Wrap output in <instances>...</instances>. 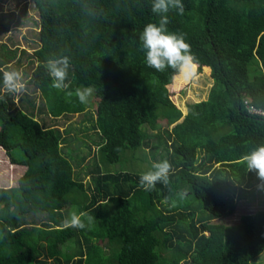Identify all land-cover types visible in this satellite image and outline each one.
I'll use <instances>...</instances> for the list:
<instances>
[{
	"label": "trees",
	"instance_id": "obj_1",
	"mask_svg": "<svg viewBox=\"0 0 264 264\" xmlns=\"http://www.w3.org/2000/svg\"><path fill=\"white\" fill-rule=\"evenodd\" d=\"M32 1L39 44L24 76L53 117L87 110L66 92L95 89L90 119L103 167L89 169L92 184L80 179L59 129L43 127L29 99L31 109L16 104L0 73V147L25 166L16 186H0V264H255L264 250V209L231 225L212 219L233 213L252 192L255 171L239 160L264 145V118L250 110L264 109V0H182V15L168 13V31L184 35L196 74L210 70L213 80L207 98L187 103L184 115L168 84L190 79L146 67L140 50L144 25L157 19L151 0ZM255 53L260 61L252 68ZM62 56L70 57L72 75L58 91L47 61ZM161 118L173 126L159 131ZM143 147L153 161L171 165L168 182L149 191L141 173L107 170L123 151ZM66 204L92 222L62 228Z\"/></svg>",
	"mask_w": 264,
	"mask_h": 264
},
{
	"label": "rangeland",
	"instance_id": "obj_2",
	"mask_svg": "<svg viewBox=\"0 0 264 264\" xmlns=\"http://www.w3.org/2000/svg\"><path fill=\"white\" fill-rule=\"evenodd\" d=\"M38 13L33 6L32 0H0V32L2 31V27L4 29H9L10 23L14 22L13 26H28L27 36L34 41L35 44L30 45V51L35 49L37 46V40L39 39L38 31ZM12 30L11 36H16V32L19 29L18 27H14ZM37 48V47H36ZM30 61V58L22 57V62ZM259 57L257 53H255V58L251 62V67L255 68L259 64ZM16 62V61H15ZM18 68V65H17ZM33 65L28 63L27 66L23 68V71H26L28 75L30 74ZM72 75L71 69L69 67V75ZM24 75H26L24 73ZM68 75V76H69ZM28 76H24L25 90L22 91L23 95H28L29 99L37 105V109L41 108L42 105V94L33 86L26 83ZM71 79V76H70ZM213 80L205 71H202L199 74L191 77L190 80L184 84L177 83L176 81H172L171 84H168V89L170 91L171 99L176 105L181 109L183 115L186 113V105L187 103L198 102L201 100H205L209 94L210 88L212 86ZM68 83V81H67ZM21 93L14 94V101L16 104L20 102L18 99L21 96ZM87 110L85 114H62L57 118L49 115V110L46 109V114H43L42 120H45L44 124L47 127H60V129L66 128V135H68L66 144L63 146V151L70 154L69 160L73 164L75 172L78 173L77 176L82 179L86 184H92V175L89 172L90 168H93L97 163L100 167H103L101 163H99V146L100 142L99 134L97 131L94 132L93 128V120L95 117L94 112V104H95V94L88 98L87 102ZM93 111V112H92ZM38 115V114H37ZM94 116V117H93ZM91 118V119H90ZM92 126V127H91ZM173 125H168L165 119H160L158 123L159 131L165 130L167 127L171 128ZM146 152H145V149ZM150 150L146 147L137 150H125L121 153V161L115 164H111L107 167L112 173H117L121 171H128L134 173H145L148 171H152V165L155 163L150 157ZM15 156H19L18 158H23L24 154L18 148L12 149V154ZM83 158V160H82ZM0 166V173H1ZM94 174V173H92ZM7 177L12 178L11 173L8 172ZM2 180V178H1ZM252 183V186L249 189L252 192H248L241 200H237L236 208L234 212L230 215L222 218H214L212 221L214 223H222L225 225H231L238 221L240 216L246 213H253L259 209H264V182L263 180L258 179L256 172H254L249 180V183ZM8 183V182H7ZM5 186H9L8 184ZM16 184V181H14ZM196 209L197 206L201 205L200 201L194 199L193 202ZM67 208V204L65 206ZM69 207V206H68ZM115 207L113 206L112 210ZM68 212L63 211L65 213V219L70 216L71 213H78L79 207L77 204L71 205L68 209ZM198 212L200 210H197ZM32 217V216H31ZM37 218V216H33ZM66 250L71 249V246H74L73 242L66 243ZM255 264H264V250L258 255L254 260Z\"/></svg>",
	"mask_w": 264,
	"mask_h": 264
},
{
	"label": "clouds",
	"instance_id": "obj_3",
	"mask_svg": "<svg viewBox=\"0 0 264 264\" xmlns=\"http://www.w3.org/2000/svg\"><path fill=\"white\" fill-rule=\"evenodd\" d=\"M175 11L178 15L184 12L182 0H151L150 12L157 19L144 25L140 35V50L144 54L145 66L163 73L166 69H172L183 75L187 80L193 75L194 59L191 46L185 42L183 34L169 32L167 26L170 23L168 13ZM70 57L62 56L58 60L47 61L49 75L52 78L51 87L58 91L69 88L66 83L69 75ZM2 73L4 90L9 93L19 94L25 90L24 74L22 70H6L0 68ZM95 89L92 86H82L66 92L71 97L73 94L81 104H86L88 98L93 95ZM239 163L246 164L249 171H255L258 179L264 180V145L257 147L250 153L240 157ZM152 171L140 175L139 184L149 191L157 182H168V174L171 165L167 160L155 162ZM93 220L87 212L71 213L63 220L61 227L64 229H85Z\"/></svg>",
	"mask_w": 264,
	"mask_h": 264
},
{
	"label": "crops",
	"instance_id": "obj_4",
	"mask_svg": "<svg viewBox=\"0 0 264 264\" xmlns=\"http://www.w3.org/2000/svg\"><path fill=\"white\" fill-rule=\"evenodd\" d=\"M13 24H14V22H11L9 24L10 25L9 29L8 30L5 29V32H4V29L2 27V31L0 32V62L2 63V67L1 68H5L6 70H22L23 71V68L25 66H27L29 62L28 61L26 63L22 62V57H26L27 56L28 58L31 59V55H32L34 49H32V51H30V48H31L30 45L32 44V42H33V44H35V42H34L35 40L31 41V39L27 36V33H29L28 32V30H29L28 26H25V25H23V26H13ZM14 27H18L19 29H17L18 31L16 32V36L12 35V37H10L11 36L10 34H11L12 30L15 29ZM38 44H39V42L37 40V44L36 45L38 46ZM17 65H18V68H17ZM204 70L210 76V70L207 71L206 69H202V71H204ZM24 72L25 71H23V74H24ZM30 74H31V72H30ZM195 74H196V67H195ZM197 74H199V73H197ZM28 80H29V76H28V78L26 80L27 84H29ZM29 85L33 86L32 84H29ZM37 90L40 91L39 89H37ZM25 92H26V90H25ZM23 93H21V96H20V98L21 97L23 98V104L19 103V106L23 107L25 105V106L28 107V109H31L30 105H29V102L27 101V99H29V97L26 98L23 95ZM40 93H41V91H40ZM27 94H29V93H27ZM42 101H43L44 104L46 103L44 98H43ZM94 107H96L95 104H94ZM42 109L43 108H41L40 110L37 109V105H35L34 116H35V118L37 120H39L41 122L43 127H47L46 124H44L45 120H42L43 114H46V109L47 108L45 106V109L44 110H42ZM85 113H86V111H84L82 113H75V114H85ZM50 116H52V115H50ZM55 118H57V117H55ZM52 128L59 129V131L62 134V138L64 139V141H63L64 143L62 144L64 146L66 144V141H67L66 138H68V135H66V131H65L66 128L65 127L63 129H60V127H52ZM92 129L94 130V132L96 131L94 128H92ZM63 146H62V148H63ZM64 154L67 156L69 153L64 152ZM0 166L2 168L1 173H0V186L1 187L16 186L17 183H18V179L21 177V175L25 171V166H21V165H18V164L11 163L7 153L5 152V150L2 147H0ZM100 168H102V167H100ZM8 172L11 173V176L13 175L12 178H9V176L8 177L6 176ZM1 178H2V180H1ZM14 181H16V184H14ZM6 183L9 186H5ZM68 206L70 207L71 205L67 204V208L63 207V211L68 212L67 211V209L69 208ZM71 247L73 248V246H71ZM69 253H71V252H69Z\"/></svg>",
	"mask_w": 264,
	"mask_h": 264
},
{
	"label": "built area",
	"instance_id": "obj_5",
	"mask_svg": "<svg viewBox=\"0 0 264 264\" xmlns=\"http://www.w3.org/2000/svg\"><path fill=\"white\" fill-rule=\"evenodd\" d=\"M250 110L252 111V113L257 114L260 118H264V109H261V108L254 109V108H251L250 106Z\"/></svg>",
	"mask_w": 264,
	"mask_h": 264
}]
</instances>
